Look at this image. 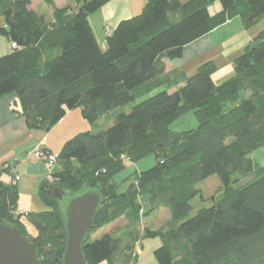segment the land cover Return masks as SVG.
Masks as SVG:
<instances>
[{
  "label": "trees",
  "instance_id": "16d2710c",
  "mask_svg": "<svg viewBox=\"0 0 264 264\" xmlns=\"http://www.w3.org/2000/svg\"><path fill=\"white\" fill-rule=\"evenodd\" d=\"M66 1L75 4V12L43 0L53 9L48 23L30 9L31 0H0V36L10 47L0 57V99L14 94L13 113L28 130L44 133L67 112L80 110L94 124L133 104L106 131L77 133L53 154V177L61 190L107 192L82 245L85 264H135V241L144 239L161 242L155 264H264V165L251 159L264 149V29L234 59L223 81L212 80L213 61L190 76L180 69L166 73L164 63L181 59L187 45L233 18L249 30L264 17V0H147L138 16L105 32L104 50L88 18L109 0ZM214 3L221 9L211 14ZM158 88L165 89L153 93ZM189 112L196 127L172 131ZM149 157H154L150 168L117 181L126 163ZM211 176L220 192L210 207L191 216L197 186ZM38 196L45 211L20 213L15 185L0 182V220L28 238L40 264H62L66 237L59 201L42 189ZM161 209L168 220L139 231ZM120 219L124 237L115 231L88 241Z\"/></svg>",
  "mask_w": 264,
  "mask_h": 264
},
{
  "label": "crops",
  "instance_id": "0c3cea01",
  "mask_svg": "<svg viewBox=\"0 0 264 264\" xmlns=\"http://www.w3.org/2000/svg\"><path fill=\"white\" fill-rule=\"evenodd\" d=\"M187 1L189 0H180L181 3ZM146 2L147 0H109L98 11L89 16V25L102 50L105 49L106 44L107 35L105 30L109 29L112 32L121 21L138 16L142 12ZM53 4L57 9L70 7L72 11H76L75 4L66 0H53ZM41 6L45 7L46 10L44 12L38 11ZM30 9L37 15L43 16L48 23L53 22V9L51 6L45 4L43 0H31ZM0 23H3L1 19ZM210 35H212V32L187 45L184 48L181 59L164 62L166 73H170L174 69H180L189 76L190 74L193 75L198 67L208 60L205 57L207 56L206 53L214 48L209 39ZM1 39L4 40V43ZM1 43L4 46L0 47V57L8 54L10 51L9 44L5 38L0 36ZM16 101L14 94L0 99V182L4 185H11L13 184V177L17 176L19 179L14 185L19 194L18 210L24 213L42 212L46 208L38 195L43 184L50 180V176L47 174L43 162L35 158L31 152L37 148H45L52 154L57 155L64 142L77 133L91 129L83 122L84 120H81L82 118H79L81 117L80 112H78L79 110H74L67 112L65 117L48 133L40 130H28L24 119L17 117L13 113V108H16ZM74 113H76L75 116H73ZM143 161L151 164V160L149 159ZM137 164L126 163V170L130 168L133 169V173H136L135 167ZM55 171H57V168ZM131 174L123 175L122 178L120 176L117 178V181H121ZM165 213L164 222L168 220ZM115 223L106 227H113ZM145 227L151 230L158 228L157 226ZM145 227L143 226V228ZM115 228L116 226L112 230L104 232L103 235L112 233Z\"/></svg>",
  "mask_w": 264,
  "mask_h": 264
},
{
  "label": "rangeland",
  "instance_id": "374dc122",
  "mask_svg": "<svg viewBox=\"0 0 264 264\" xmlns=\"http://www.w3.org/2000/svg\"><path fill=\"white\" fill-rule=\"evenodd\" d=\"M221 9V6L219 3H214L209 7V12L211 14H215ZM45 7L41 6L38 11L44 12ZM0 27H4V23H0ZM264 29V17L259 19L257 23L252 26L249 30H244L242 28L241 22L239 18H233L229 22L225 23L219 28H216L214 31H212V35H210L209 39L211 43L214 45V48L206 53L208 60L207 61H213L214 64H216V71L212 76V80L216 83L219 81H223L227 77H229L232 74L233 70V61L235 58H237L244 50V48L252 42V40L256 37V35ZM211 33V32H210ZM4 43V40L1 39ZM4 46L2 43L0 44V47ZM10 50V49H9ZM231 73V74H228ZM192 75V74H190ZM165 88H158L153 93L160 92L164 90ZM153 93L144 96L143 98H138L135 103H140L144 99L150 97ZM133 104H128L123 107H119L112 112H109L106 116L102 117L100 120L95 122L94 124H89L85 121H83L93 133H99L102 131H106L109 129L113 122L115 117L120 113H129L131 110V107ZM80 112V110L78 111ZM76 113L73 114L75 116ZM72 118V117H71ZM80 119L82 117H79ZM83 120V119H81ZM197 120L194 117L192 112L187 113L186 115L182 116V118L175 121L170 129L175 132H181V131H187L190 129H193L196 127ZM151 160V164H147V161H142L143 163H138L135 167L136 171H144L148 168H150L153 165L154 157L147 158ZM145 159V160H147ZM251 159L254 163L264 165V149H259L251 154ZM41 161V160H40ZM43 162V161H42ZM44 165V163H43ZM140 169V170H139ZM55 172V168L53 171V174L51 175L50 182L55 183L56 180L54 179L53 175ZM133 173V169H127L126 172L121 173L119 176L121 178L123 175L131 174ZM48 174V173H47ZM118 176V177H119ZM246 180H242L241 183H246ZM126 185H123L119 192L123 191ZM221 184L219 183L216 176H211L201 184L197 186V189L200 190V195H198L196 198H194L191 201V207L192 212L191 216L196 213L201 208H208L212 204V197L215 195H218L220 192ZM202 199H201V197ZM46 208V207H45ZM47 209V208H46ZM162 211H159L158 213L154 212L150 215L149 219H146L142 226L139 227V231H142L143 226H153V227H161L163 222L165 221L164 212L166 210L161 209ZM166 219L169 218L167 212ZM125 221L123 219H120L116 221L115 225L113 227H103L99 230H96L89 238V242H93L96 240H99L103 233L106 231L112 230V228H115L113 232H115L117 235L124 237L126 235L127 231L124 230ZM124 230V231H123ZM27 231L30 235H33L34 229L27 225ZM125 232V233H124ZM137 244L139 246H137ZM161 245V242L159 239H144L141 242L139 240L135 241V248L134 250L137 251V262L135 264H155L154 259V251ZM101 264H107L105 262Z\"/></svg>",
  "mask_w": 264,
  "mask_h": 264
},
{
  "label": "water",
  "instance_id": "95a60500",
  "mask_svg": "<svg viewBox=\"0 0 264 264\" xmlns=\"http://www.w3.org/2000/svg\"><path fill=\"white\" fill-rule=\"evenodd\" d=\"M42 190L59 201L65 227L62 264H85L82 245L91 230L107 192L104 187L66 193L57 183L43 184ZM0 264H40L35 246L15 226L0 220Z\"/></svg>",
  "mask_w": 264,
  "mask_h": 264
},
{
  "label": "built area",
  "instance_id": "2783aa9c",
  "mask_svg": "<svg viewBox=\"0 0 264 264\" xmlns=\"http://www.w3.org/2000/svg\"><path fill=\"white\" fill-rule=\"evenodd\" d=\"M106 33H109V29H106L105 30ZM12 47H15V44H11ZM31 153H33V155L35 156V158L43 161L44 163V168L46 169V172L49 174L50 178H51V175L53 174V171H54V168H55V156L51 153H48L46 150H42L40 148H37V149H34ZM18 177L17 176H14L13 177V184L15 182L18 181ZM21 213V212H20ZM137 246H139L137 244ZM137 251L134 250L133 251V255L136 253Z\"/></svg>",
  "mask_w": 264,
  "mask_h": 264
},
{
  "label": "clouds",
  "instance_id": "9594fccd",
  "mask_svg": "<svg viewBox=\"0 0 264 264\" xmlns=\"http://www.w3.org/2000/svg\"><path fill=\"white\" fill-rule=\"evenodd\" d=\"M50 184H54V183H52V182H50V181H48ZM56 183V182H55Z\"/></svg>",
  "mask_w": 264,
  "mask_h": 264
}]
</instances>
